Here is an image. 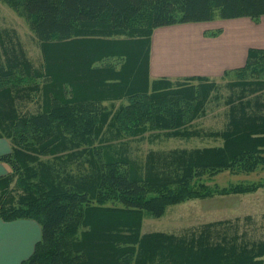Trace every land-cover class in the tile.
<instances>
[{"label":"trees","instance_id":"1","mask_svg":"<svg viewBox=\"0 0 264 264\" xmlns=\"http://www.w3.org/2000/svg\"><path fill=\"white\" fill-rule=\"evenodd\" d=\"M0 2L26 21L44 61L43 73L24 56L0 63V140L10 145L0 156L6 170L0 220L40 228L21 264H264V241L242 245L234 237L213 244L207 232L140 237L144 215L160 219L187 201L264 189V183L210 185L222 173L249 175L264 167V50H249L244 67L218 81L148 76L155 30L218 20L258 24L264 0ZM219 81L232 92L224 102L226 127L200 132L193 125L218 99ZM30 94L39 109L21 115V98ZM116 102L124 104L115 109ZM147 133L210 137L222 145L149 153L140 163L101 146Z\"/></svg>","mask_w":264,"mask_h":264},{"label":"rangeland","instance_id":"2","mask_svg":"<svg viewBox=\"0 0 264 264\" xmlns=\"http://www.w3.org/2000/svg\"><path fill=\"white\" fill-rule=\"evenodd\" d=\"M201 29L198 27L192 33L200 35ZM207 34L203 37H209ZM11 56H24L34 70L43 73L44 61L40 46L26 21L0 2V63L2 66L8 64L6 59H10ZM110 63L115 64L116 62ZM168 80L174 81L175 79L169 78ZM218 87V99L208 104L205 117L193 125L200 132H220L226 127L228 111L224 102L232 92L226 87V82L219 81ZM259 99L264 102V94L259 96ZM37 100L35 94L22 97L18 112L21 115L35 114L40 106ZM121 104L124 103L116 102L115 109ZM106 145H110L116 155H122L135 163H140L144 162L149 153L166 154L171 151L218 148L222 142L210 137L181 140L166 138L161 134L147 133L141 139L113 141L101 146L106 147ZM114 153L110 152L113 155ZM44 159L51 161V158ZM253 183H264V167L249 175L222 173L215 177L210 185L229 188ZM208 225H213V227L205 230V226ZM202 232L208 233L213 244L225 239L230 241L234 237L238 238V243L242 245L264 241V189H258L246 195L214 196L206 200L187 201L168 208L160 219L144 215L140 222V237L163 234L176 238H190L192 234L199 235Z\"/></svg>","mask_w":264,"mask_h":264},{"label":"crops","instance_id":"3","mask_svg":"<svg viewBox=\"0 0 264 264\" xmlns=\"http://www.w3.org/2000/svg\"><path fill=\"white\" fill-rule=\"evenodd\" d=\"M198 27L202 33H192ZM216 31H220L216 38L203 37ZM251 49L264 50V17L258 24L237 19L157 29L150 40L148 76L151 81H218L226 72L243 68ZM9 152V143L0 140V156ZM5 175V167L0 164V178ZM39 239L40 228L34 222L0 220V264H21L31 256Z\"/></svg>","mask_w":264,"mask_h":264}]
</instances>
